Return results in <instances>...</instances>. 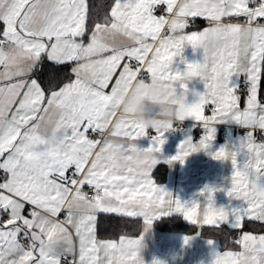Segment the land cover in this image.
I'll return each mask as SVG.
<instances>
[{
	"label": "snow or ice",
	"instance_id": "obj_1",
	"mask_svg": "<svg viewBox=\"0 0 264 264\" xmlns=\"http://www.w3.org/2000/svg\"><path fill=\"white\" fill-rule=\"evenodd\" d=\"M163 5L169 15H156ZM110 16L97 22L88 0H0V81H7L0 85V264H144L143 237L155 220L175 213L198 223L201 203L185 205L152 179L165 132H155L151 145L140 148L137 141L148 130L116 118L121 88L137 79L179 83L185 92L184 81L204 83L197 102L187 104L184 95L180 100L204 134L198 143L184 140L167 163L183 164L198 151L230 161L228 195L244 207H215L216 189L207 188L199 223L240 229L247 218L264 226V143H256L252 131L264 130L258 99L264 0H115ZM240 16L242 23L232 19ZM188 17L206 18L210 27L178 34ZM165 28L170 34L162 36ZM117 35L126 42L117 43ZM188 45L203 50V62L184 59ZM177 57L186 64L183 72L173 70ZM45 58L74 63L75 79L55 90L54 76L42 79ZM206 105L213 106L211 115H205ZM225 122L247 131L238 145L212 153L216 127ZM89 132L103 139H90ZM98 213L142 218L143 232L118 243L98 240ZM66 225L78 237V254ZM209 243L212 264H264V234L245 232L237 241L243 250L235 253L222 254Z\"/></svg>",
	"mask_w": 264,
	"mask_h": 264
},
{
	"label": "crops",
	"instance_id": "obj_2",
	"mask_svg": "<svg viewBox=\"0 0 264 264\" xmlns=\"http://www.w3.org/2000/svg\"><path fill=\"white\" fill-rule=\"evenodd\" d=\"M115 0H112L109 5L105 17L111 19L110 12L111 7L114 6ZM251 6V4L249 5ZM243 17V16H242ZM244 21H245V17ZM188 27H186L181 33L178 34H191L192 32H200L205 28L210 27V23L206 18L203 17H188ZM193 19L194 24H189V20ZM260 18H258L259 20ZM104 20V19H103ZM103 20L97 21L102 22ZM242 21V22H244ZM241 22V23H242ZM169 32H162V36L169 35ZM87 39V38H85ZM117 43L126 42V38L117 35L115 37ZM151 43V40H149ZM184 59L189 62H203V50L193 49L191 45L186 46L183 52ZM46 59V58H45ZM51 62V61H50ZM53 63V62H52ZM69 70L70 76L59 83L55 90H58L59 86H63L64 83L70 82L75 79V75L71 72L74 63L66 64ZM186 69V64L182 63L180 58L177 57L173 64V70L183 72ZM4 68L0 65V72H3ZM244 79L243 76L240 80ZM7 83V81H0V85ZM187 84V92L176 84L178 94L185 96V102L192 104L198 101L199 94L205 92L204 83L199 78H193L191 81H184ZM258 99L264 103V96L261 95V86L258 93ZM213 107V106H212ZM241 110L246 107L245 98L242 96L240 103ZM15 106H13V111ZM212 110V109H211ZM211 110L206 112L205 115H211ZM10 116V114H9ZM187 123L186 130L180 135L175 134L174 127L168 132L164 133L165 143L159 153L156 154L158 163L153 169L152 179L155 183L166 192L172 194L176 199H179L181 203L190 206L193 202L201 203V208L196 210L197 224H192L186 221L182 215L173 214L170 217H161L153 222L151 230L144 234L143 247L140 251V255L144 260V264H212L213 262V244L209 241H214V246L217 252L222 254L225 252H240L242 247L237 241L240 237L248 232L253 235L264 234V226L261 225L260 221H249L247 218L242 222V227L237 230V236L234 241V245L223 246L218 237L212 235L211 232H217L220 228L226 227L232 229L227 224L216 225H201L199 220L203 216V205L204 198L202 193L207 188L216 189L213 195V203L217 208H224L226 210L242 209L244 207L243 202L235 198L229 197L228 190L231 187V175L232 165L230 161H222L213 158L211 153L205 151L194 152L189 155L181 164L175 162L174 164H168L167 161L176 156L179 151L180 144L191 137V125L197 123L193 119L188 118L185 120ZM240 126L235 122H225L218 124L216 127L215 140L212 142L211 152L219 150L224 146L238 145L242 140L244 134L238 131ZM202 135L204 129L202 128ZM259 129H252L253 133ZM264 132V130H261ZM98 135V134H97ZM223 135V138H221ZM107 137V133L105 134ZM99 139H103L99 137ZM193 143H198L193 141ZM256 143H264V139L255 141ZM151 145V140H147L146 137L140 138L137 141V146L140 148H148ZM99 151V148L95 149ZM89 188L85 186L83 189ZM66 216L64 211L62 218ZM107 217L105 223H101L103 218ZM250 225H255L251 227ZM69 232L72 234L73 244L76 247L78 254L79 241L75 235V230L69 226ZM99 227L102 231L99 234ZM143 232V221L142 218L134 217H121L117 214H97V239L101 240H112L119 242L121 236L127 238L136 239ZM189 237L187 243L185 238Z\"/></svg>",
	"mask_w": 264,
	"mask_h": 264
},
{
	"label": "clouds",
	"instance_id": "obj_3",
	"mask_svg": "<svg viewBox=\"0 0 264 264\" xmlns=\"http://www.w3.org/2000/svg\"><path fill=\"white\" fill-rule=\"evenodd\" d=\"M180 100L176 84L137 79L121 88L115 115L138 122L146 130L168 132L188 119Z\"/></svg>",
	"mask_w": 264,
	"mask_h": 264
},
{
	"label": "trees",
	"instance_id": "obj_4",
	"mask_svg": "<svg viewBox=\"0 0 264 264\" xmlns=\"http://www.w3.org/2000/svg\"><path fill=\"white\" fill-rule=\"evenodd\" d=\"M88 2L91 15L96 19V21H100L105 18V14L112 0H88ZM44 63L47 66L48 71L45 72L42 79L48 78L50 75L54 76V83L58 86L61 81L66 80L70 76L67 65H55L47 59H45ZM42 86L45 85L42 83ZM261 95L264 96V73H262L261 78ZM101 232L103 231L101 227H99V234H101ZM237 233V230L226 227L220 228L217 232H211L212 235L219 238L223 246L234 245V241H232V239H235Z\"/></svg>",
	"mask_w": 264,
	"mask_h": 264
},
{
	"label": "built area",
	"instance_id": "obj_5",
	"mask_svg": "<svg viewBox=\"0 0 264 264\" xmlns=\"http://www.w3.org/2000/svg\"><path fill=\"white\" fill-rule=\"evenodd\" d=\"M165 10H166V5L159 6V9H158V11L155 14L156 15H160L161 13H163L164 15L168 16L169 14H167V12ZM232 19L234 21L235 20H238L239 22L244 21V18L242 16H240V17H232ZM258 22L264 23V18H260L258 20ZM189 24H194V20L193 19H190L189 20ZM164 32H168L167 28H165ZM141 76L142 77L143 76H146V73L142 72L141 73ZM243 81H244V79H241V84H243ZM211 109H212V105H206L205 106V111L206 112L210 111ZM173 127H174V130H175V134L176 135H180L181 133H183L186 130L187 123L184 121L182 125H174ZM238 131L241 134H245V132L247 130L239 127L238 128ZM191 134H192L193 141H195V142L199 141L200 138H201V136H202L201 126H198L197 123H192V125H191ZM87 135H88V137L90 139H93V140L99 139V136L97 134H93V133L89 132V133H87ZM151 135H155V132L152 131V130H148V136H146V139L147 140H151L150 139V136ZM254 137H255V141H260V140L264 139V132H262L261 130H256L255 133H254ZM221 138H223V135H221ZM0 174H2V173H0ZM86 192L89 194V196H91V195L94 194V190L93 189H90V188H87L86 189ZM63 213H64V211H62L59 214L58 219L63 220V218H62Z\"/></svg>",
	"mask_w": 264,
	"mask_h": 264
}]
</instances>
